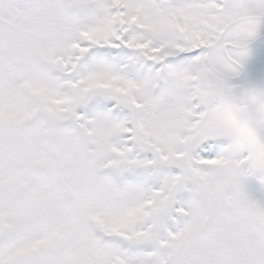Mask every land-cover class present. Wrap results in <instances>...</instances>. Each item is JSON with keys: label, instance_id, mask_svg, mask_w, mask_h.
Wrapping results in <instances>:
<instances>
[{"label": "snow or ice", "instance_id": "6c2138e0", "mask_svg": "<svg viewBox=\"0 0 264 264\" xmlns=\"http://www.w3.org/2000/svg\"><path fill=\"white\" fill-rule=\"evenodd\" d=\"M0 264H264V0H0Z\"/></svg>", "mask_w": 264, "mask_h": 264}]
</instances>
